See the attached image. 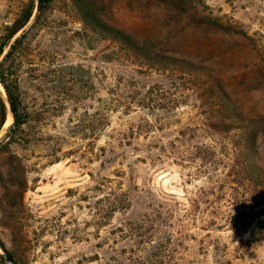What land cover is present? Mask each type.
Masks as SVG:
<instances>
[{
  "label": "rangeland",
  "instance_id": "1",
  "mask_svg": "<svg viewBox=\"0 0 264 264\" xmlns=\"http://www.w3.org/2000/svg\"><path fill=\"white\" fill-rule=\"evenodd\" d=\"M93 1L101 24L154 37L135 1ZM195 1L248 34L264 60V0ZM32 2L0 0V43ZM237 40L226 38L215 69L201 74L133 54L74 0L42 13L36 4L0 58L26 116L7 139L13 117L0 82L6 253L17 264H264V186L248 169L264 171V89L249 90L250 42ZM214 74L241 119L217 91L203 92ZM258 118L254 153L243 129Z\"/></svg>",
  "mask_w": 264,
  "mask_h": 264
},
{
  "label": "trees",
  "instance_id": "2",
  "mask_svg": "<svg viewBox=\"0 0 264 264\" xmlns=\"http://www.w3.org/2000/svg\"><path fill=\"white\" fill-rule=\"evenodd\" d=\"M52 1L53 0H36L38 12L42 13L46 11ZM90 1L94 3L93 0H74L81 14L86 19L94 23L96 26L103 25V27L108 29L116 39L122 41L133 54L138 55L145 60L163 64L165 66L180 64L182 67H185L190 71H195L196 73L202 74V72L205 71L210 72L215 69L214 67L218 63L216 59L219 57V51L225 46L230 47V44H226L225 42L226 38L235 41L236 38H238L237 42L249 41L250 43L248 45L251 47H249L251 52L250 60L254 67V81L257 83V86L254 84L251 85L249 90L254 89V87L264 89V60L262 58L258 59V56H261L256 45L250 40L251 37L244 31L239 30L236 26L225 24L211 14L204 12V7L197 3V1L126 0L129 3L136 2L138 13H140L139 17L144 22L152 20L154 37H144L140 39L134 38L133 35H130L133 34V32L128 30L115 29L113 27H108L105 24H101L102 18L99 10H94L91 4H89ZM36 4L35 2H32L24 7L15 22L8 28L7 35L0 43V58L3 56V53L9 46L11 40L29 22ZM20 40L21 39L18 38L10 45L8 52L5 54L4 60L9 58L18 48L21 43ZM233 47L242 48V45H236ZM224 55H226L225 51L222 56ZM1 68L2 63H0V71ZM214 75L217 77L216 74ZM198 77L202 76L198 75ZM217 78L218 79H213L211 86H208L209 88L202 91L208 92L209 97L212 99L217 91L226 102L237 106V102L234 100V98L237 99V97H233V92L229 90L226 84H223L219 80V77ZM0 82L6 90L10 112L13 117V123L10 127L7 138L12 139L13 135L20 131L23 125L26 124V116L21 110V103L19 95L17 94V89L7 83L5 78L1 76V72ZM236 93L235 90V95H237ZM236 113L237 114L233 117L235 119H241V113L238 110V106L236 107ZM6 115L7 107L3 99L0 97V129L5 124ZM243 120L246 121L245 118H243ZM261 122V118L252 120V122H248L245 129H243V136L246 138L247 144L253 148L254 153H258L259 151V138L257 135L261 129ZM9 141H0V159L2 155L1 153H4L7 146L10 144ZM8 159H13V157ZM8 167H11V165L9 164ZM248 169H250L251 175L254 176L255 181L257 180V183H259L258 186H264V171H262L261 166L255 163ZM243 170L245 171L246 167H244ZM0 177H3L2 172H0ZM13 211L12 213L16 214V210ZM0 246L5 252H7L6 246L1 239ZM9 256L16 263L13 255L10 254Z\"/></svg>",
  "mask_w": 264,
  "mask_h": 264
},
{
  "label": "water",
  "instance_id": "3",
  "mask_svg": "<svg viewBox=\"0 0 264 264\" xmlns=\"http://www.w3.org/2000/svg\"><path fill=\"white\" fill-rule=\"evenodd\" d=\"M1 258L6 264H15L14 261L4 250L1 251Z\"/></svg>",
  "mask_w": 264,
  "mask_h": 264
},
{
  "label": "bare ground",
  "instance_id": "4",
  "mask_svg": "<svg viewBox=\"0 0 264 264\" xmlns=\"http://www.w3.org/2000/svg\"><path fill=\"white\" fill-rule=\"evenodd\" d=\"M10 124H11V116L8 117L6 125H10Z\"/></svg>",
  "mask_w": 264,
  "mask_h": 264
}]
</instances>
